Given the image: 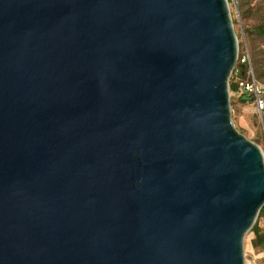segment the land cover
Masks as SVG:
<instances>
[{
	"label": "water",
	"instance_id": "obj_1",
	"mask_svg": "<svg viewBox=\"0 0 264 264\" xmlns=\"http://www.w3.org/2000/svg\"><path fill=\"white\" fill-rule=\"evenodd\" d=\"M237 56L228 0H0V264H245Z\"/></svg>",
	"mask_w": 264,
	"mask_h": 264
},
{
	"label": "rangeland",
	"instance_id": "obj_2",
	"mask_svg": "<svg viewBox=\"0 0 264 264\" xmlns=\"http://www.w3.org/2000/svg\"><path fill=\"white\" fill-rule=\"evenodd\" d=\"M235 1L236 2L234 3L232 0H229L228 5L230 16L233 22V28L238 40V51L243 49V52L245 53L242 59L246 58L249 62L250 54L254 55L257 59L260 60V66L264 69V38L251 41L250 38L246 35L244 29L246 24V26H250L259 18H264V5L261 2L259 3L258 0H244L250 8L246 17L241 13V5L239 3V0ZM255 38L257 39L258 37ZM249 48L254 49L249 50ZM235 96L236 93L230 90V97L235 98ZM230 108L231 117L236 128L240 132L245 134L248 138L258 143L264 152V124L261 114H259L254 109L253 104L249 102L238 104V106H232L230 103ZM251 236V230H248L244 236V262L245 264H264V257L260 254L262 247L260 248V246H256L254 244L252 245Z\"/></svg>",
	"mask_w": 264,
	"mask_h": 264
},
{
	"label": "trees",
	"instance_id": "obj_3",
	"mask_svg": "<svg viewBox=\"0 0 264 264\" xmlns=\"http://www.w3.org/2000/svg\"><path fill=\"white\" fill-rule=\"evenodd\" d=\"M229 1V0H228ZM258 2L262 3L264 5V0H258ZM239 3L241 5V13L246 16L248 14V10L250 9L247 5L246 1L239 0ZM247 17V16H246ZM234 21V19H233ZM247 25V24H246ZM245 25V33L250 38L251 41L259 40L264 38V18L258 19L257 21L253 22L250 26ZM256 35V36H254ZM255 37H258L257 39ZM240 44V42H239ZM253 47V46H252ZM254 49V48H249ZM245 52H243V49L238 51L237 60L231 70V74L229 77V89L236 93L235 98L230 97V103L231 105L238 106V104L249 102L251 101L247 98L246 93H238V81L243 80H249L251 78L250 69H252V72L254 76L260 80L264 81V69L260 66V60L257 59L254 55L250 54V62L243 58ZM261 116L264 124V109L261 111ZM264 212V205L260 208L258 216L256 220L254 221L253 225L249 228L252 232L251 236V242L252 245L260 246L262 247L263 238H264V231L260 225L259 216Z\"/></svg>",
	"mask_w": 264,
	"mask_h": 264
},
{
	"label": "built area",
	"instance_id": "obj_4",
	"mask_svg": "<svg viewBox=\"0 0 264 264\" xmlns=\"http://www.w3.org/2000/svg\"><path fill=\"white\" fill-rule=\"evenodd\" d=\"M234 3L235 0H232ZM229 2V1H228ZM251 78L249 80L238 81V93H246L247 98L251 101L254 109L261 114L264 109V81L258 80L250 69ZM264 205V204H263ZM259 213V212H258ZM258 216V214H257ZM256 216V218H257ZM256 220V219H255ZM260 225L264 231V212L259 216ZM253 249V248H252ZM259 254V253H258ZM260 254L264 257V238ZM256 255V254H255Z\"/></svg>",
	"mask_w": 264,
	"mask_h": 264
}]
</instances>
